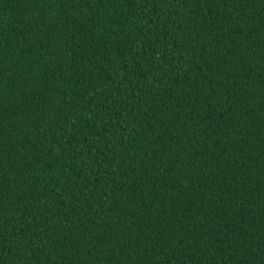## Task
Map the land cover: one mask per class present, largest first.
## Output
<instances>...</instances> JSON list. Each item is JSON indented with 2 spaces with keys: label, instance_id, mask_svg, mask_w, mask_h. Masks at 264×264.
Segmentation results:
<instances>
[{
  "label": "trees",
  "instance_id": "1",
  "mask_svg": "<svg viewBox=\"0 0 264 264\" xmlns=\"http://www.w3.org/2000/svg\"><path fill=\"white\" fill-rule=\"evenodd\" d=\"M0 264H264V0H0Z\"/></svg>",
  "mask_w": 264,
  "mask_h": 264
}]
</instances>
